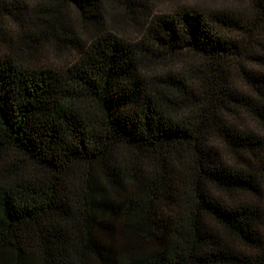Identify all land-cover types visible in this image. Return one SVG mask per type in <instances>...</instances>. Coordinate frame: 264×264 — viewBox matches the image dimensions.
<instances>
[{
  "label": "trees",
  "instance_id": "16d2710c",
  "mask_svg": "<svg viewBox=\"0 0 264 264\" xmlns=\"http://www.w3.org/2000/svg\"><path fill=\"white\" fill-rule=\"evenodd\" d=\"M249 6L0 0V264H264Z\"/></svg>",
  "mask_w": 264,
  "mask_h": 264
},
{
  "label": "rangeland",
  "instance_id": "374dc122",
  "mask_svg": "<svg viewBox=\"0 0 264 264\" xmlns=\"http://www.w3.org/2000/svg\"><path fill=\"white\" fill-rule=\"evenodd\" d=\"M144 3H146L153 11H159V10L165 11L175 4H177V6L192 5V6H206L209 8L236 6V7L244 8V10L247 11H249L250 9L249 0H144ZM115 8L116 10H118L117 6ZM131 14H138V13L134 12ZM246 15L253 16L254 14H246ZM262 16H264V14ZM114 31L126 37H132L135 36V34L137 33V28L134 21L130 19V20H125L124 22L118 24V26H116V29L114 28ZM8 34H10V36H13L14 32L8 31ZM32 56L36 59V61L46 62V63L49 62L59 63L69 57L66 49L62 47L58 48L55 45L53 44L51 45L49 43L41 44L36 50H34V52L32 51ZM261 67L264 70V63L261 64ZM235 80L239 82L238 78H235Z\"/></svg>",
  "mask_w": 264,
  "mask_h": 264
}]
</instances>
